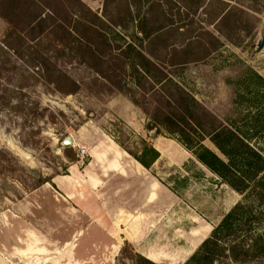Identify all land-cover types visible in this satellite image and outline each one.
I'll list each match as a JSON object with an SVG mask.
<instances>
[{
	"label": "rangeland",
	"instance_id": "rangeland-1",
	"mask_svg": "<svg viewBox=\"0 0 264 264\" xmlns=\"http://www.w3.org/2000/svg\"><path fill=\"white\" fill-rule=\"evenodd\" d=\"M141 1L133 3L132 20L125 9L106 7V0L0 1L9 23L4 36L21 32L26 40L21 46L13 37L10 106L0 109V257L8 264H144L141 256L184 264L242 200L155 120L189 112L168 98L176 86L142 77L132 56L122 57L126 43L140 44L138 20L153 14ZM165 2L185 30L172 27L143 42L160 69L151 66V76L162 70L200 103L190 112L247 133L264 152V129L256 121L264 119V0H181L186 10ZM230 8L227 24L220 25L219 14ZM48 9L55 16L43 21V31L28 26ZM88 9L100 17L107 11L118 25L99 22ZM85 18L112 46L111 54L93 38L106 56L99 69L81 50L69 52L67 33L57 26ZM152 25L151 18L145 28ZM33 49L78 80V91L63 95L32 75ZM69 134L75 143L64 146ZM202 143L219 153L208 137ZM150 145L160 157L146 168L134 154ZM239 264H264V257Z\"/></svg>",
	"mask_w": 264,
	"mask_h": 264
},
{
	"label": "trees",
	"instance_id": "trees-1",
	"mask_svg": "<svg viewBox=\"0 0 264 264\" xmlns=\"http://www.w3.org/2000/svg\"><path fill=\"white\" fill-rule=\"evenodd\" d=\"M141 0H122L121 3L115 4L116 0H106L105 6L114 5L115 11L123 8L126 11L128 19H134L133 3ZM165 1L173 3L181 10H186L185 5H181V0H146L150 5V16H144L138 20V39L140 44L134 42L126 43L123 48L122 57L130 58L132 56V66L136 73L141 72V76L151 78L156 83L171 82L176 86V93L168 94L171 103L177 104L179 107L186 106L189 112H179L173 116L164 114L162 118L155 120L168 128L171 133L180 136L183 144L193 152L196 159L206 166L211 172L218 175L222 181L231 186L235 191L243 195L241 201L237 202L228 212H226L220 223L214 228L209 237H207L197 251L184 264H215L219 260L227 261L226 264L245 263L249 260L264 257V152L250 143L247 139V133H241L237 128L227 125H216L212 122L204 121L203 117L190 112L191 105L200 107V103L190 93L184 90L180 85L174 83L170 77L161 70V75L151 76V66H155L151 57L142 50L144 41L158 40L165 32L173 27L175 30L184 31L185 28L181 24V18L174 22L171 12L165 9L167 4ZM142 2V1H141ZM91 12V15L98 19L99 22L107 26L118 25L114 16L104 12V16ZM49 13L41 10L34 15L29 22V27L43 28V21L50 17L54 20L55 12L48 9ZM156 12V13H155ZM231 8L223 9L219 14L220 25L227 24L231 15ZM180 12H178L179 14ZM1 14V13H0ZM3 15V14H2ZM5 16V15H4ZM5 18H7L5 16ZM153 21L152 28H145V23ZM10 23L11 20L7 19ZM61 20V19H60ZM126 20V19H125ZM58 22L57 26L63 27L67 33L66 47L69 52L74 55L78 51L84 52L86 55L94 59L91 66L99 69L98 64L104 62L105 53L99 51L93 38H101L102 43L112 54V46L100 27L89 18L74 20L71 25ZM124 21V19L122 20ZM55 22V21H54ZM83 22V23H81ZM158 23V25H157ZM78 24L81 26H75ZM43 31V30H42ZM10 34L0 38V109L7 110L10 106L12 88L11 80L6 73L12 71L11 66L12 54L16 55V45L13 37L16 35L18 43L23 46L26 40L23 33L9 32ZM87 33H91L87 35ZM92 35V36H91ZM32 38L31 40H35ZM101 43V44H102ZM31 47H29L30 49ZM122 48V47H121ZM30 58L37 70L34 73L44 77L48 84L53 87L54 91L63 95L74 94L78 91V80L71 76L67 71L58 67H53L48 62V57L40 51L29 50ZM41 65V66H40ZM155 68L159 69L155 66ZM160 70V69H159ZM7 78H6V77ZM135 102V101H134ZM259 126L264 129V119H256ZM170 125V126H167ZM189 125L196 135L201 137L196 140L192 137L191 132L187 130ZM208 137L217 147L219 153L215 152L202 141ZM135 158L141 162L146 168L152 165L160 157L159 152L153 146H145L140 154H134ZM50 181V180H46ZM144 264H157L144 256H141Z\"/></svg>",
	"mask_w": 264,
	"mask_h": 264
},
{
	"label": "crops",
	"instance_id": "crops-1",
	"mask_svg": "<svg viewBox=\"0 0 264 264\" xmlns=\"http://www.w3.org/2000/svg\"><path fill=\"white\" fill-rule=\"evenodd\" d=\"M8 27H9V23L0 15V38L4 36L5 31H7ZM0 264H8V263L3 261L0 257Z\"/></svg>",
	"mask_w": 264,
	"mask_h": 264
},
{
	"label": "water",
	"instance_id": "water-1",
	"mask_svg": "<svg viewBox=\"0 0 264 264\" xmlns=\"http://www.w3.org/2000/svg\"><path fill=\"white\" fill-rule=\"evenodd\" d=\"M62 143H63L64 146H72V145H74L75 140H74L73 135L72 134L67 135Z\"/></svg>",
	"mask_w": 264,
	"mask_h": 264
}]
</instances>
